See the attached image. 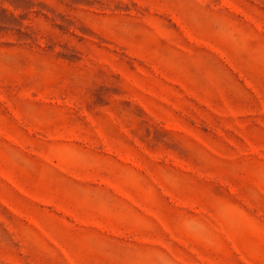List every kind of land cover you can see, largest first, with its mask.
Returning a JSON list of instances; mask_svg holds the SVG:
<instances>
[{
  "label": "rangeland",
  "instance_id": "374dc122",
  "mask_svg": "<svg viewBox=\"0 0 264 264\" xmlns=\"http://www.w3.org/2000/svg\"><path fill=\"white\" fill-rule=\"evenodd\" d=\"M0 264H264V0H0Z\"/></svg>",
  "mask_w": 264,
  "mask_h": 264
}]
</instances>
